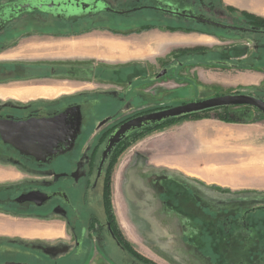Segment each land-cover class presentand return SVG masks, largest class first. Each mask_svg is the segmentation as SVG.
<instances>
[{
	"label": "rangeland",
	"instance_id": "rangeland-1",
	"mask_svg": "<svg viewBox=\"0 0 264 264\" xmlns=\"http://www.w3.org/2000/svg\"><path fill=\"white\" fill-rule=\"evenodd\" d=\"M190 1L193 6H204L207 7L209 11L225 12L229 14V11L225 8L226 6L222 4V0H188L187 3H183L181 0H169V3L172 7L177 9H189L192 11L194 9L190 7ZM192 12L193 14L197 13L196 10ZM180 25H182V27ZM192 27L193 26H186L185 28L183 24L169 19L157 21L154 26L149 25L147 28L143 26L140 27L145 28L144 31L147 32L142 33L143 30L138 32L140 35L136 36L134 40L150 36L154 34L153 32L158 31L170 34L189 35L193 41L182 47H175L173 45L170 54L165 58L163 57L156 61H141V67L149 68L148 74L150 77L159 72L163 66L171 68L172 65L180 63V69L175 73L176 70L171 68L164 79L153 85H144L141 82L143 74L140 73L138 76L140 80L133 84L130 83L131 86L135 87V92L128 96L126 103H122L120 99H117L116 104H110L102 110L97 106L93 108L95 110L92 112L89 110L90 105L84 106V113H89L90 120L86 126L87 129L84 134V142L81 144L78 157L76 156L77 159L72 161V165L75 167L71 168L70 172L74 173V176L79 177V174L86 171L88 159L92 150L95 146L100 144V151L95 160V163L98 162L102 150L107 143L106 134L108 130H111L112 126L117 125L125 118L144 113V111L147 110L150 111V109H160V107L163 108L164 106L178 107L184 104L229 95L235 92L232 89L229 90L228 87L236 82L235 78L240 76V74L233 71L234 69H222L215 66V63H205L201 54L195 51L198 47L205 48L206 56L210 59H215V56H211L210 53L215 52L218 46L226 47L225 44L228 42L226 45H229L231 40L236 36L232 34L227 35L218 30H211L204 27L202 28L206 31H201L203 29L196 30ZM90 28L93 29H87L86 32L82 34L77 30L72 33L71 36H64L62 34L47 35L46 32H44L46 34L27 33L26 37H24L19 44H16L17 46L13 42L11 46L14 47L15 45L16 48L18 47V51L11 55L9 59H11L14 64L19 62L26 63L29 68H32L31 73L28 72L27 75L31 76V78L23 79L26 77L24 76L19 80L20 74L13 73L12 83H0V87L11 84L12 89H15L21 86L46 84L69 88L68 92H71L69 95L35 100L38 101L37 104H42L43 102H55L53 104H59L54 109V112L62 111L74 102L86 100L85 98H93L95 101H98L100 96H106L107 98H109V96L110 98L114 96L117 98L119 96L123 98L125 91L129 88L128 84H126L129 82L127 79H130L129 74H124V79L115 81L112 75L106 74L105 71H103L106 68L105 66H107V72L111 70L114 65L129 64L127 59H122L119 52L111 51L106 55H101V53L98 54V56L97 54L90 55L86 58H53L50 56L43 59L37 57L36 54L41 55L45 51L51 52L55 50V48L57 52V48L60 47V45L57 44L49 46L48 48L33 46L28 48V50L26 48L29 44L42 42L53 44L59 42L60 38L75 39L78 35H86L85 37H89L90 39L91 37L94 39L101 37V42L100 40L94 41L100 42L99 44L105 43L106 46L114 44L117 40H127L121 38L124 33L120 34L116 30L113 29L112 31L110 28L100 24ZM130 33L132 32H129V34ZM134 40L129 39L128 41ZM217 41L224 44L218 45ZM20 44H22V46H20ZM192 47L196 48L193 50V53H189L188 51ZM26 51L28 57H24L26 54L20 57V53H25ZM218 54L221 55L220 53ZM225 56L227 55H224L221 59H230L227 58L229 56ZM94 62L105 66L101 67L100 70L97 69V71H94ZM76 65L82 66L81 68L83 69L75 70V67L78 68ZM36 66H40V69H38L40 71L38 73L35 71ZM72 68L74 69L72 70ZM236 70L242 73L248 69ZM42 74H46L47 77L45 80L41 81L42 78L38 76ZM176 74H178L180 78H177ZM123 80H126V83L123 82ZM76 85L79 87V90H70V86L74 88ZM1 98H6L7 100L0 99V111L8 110L17 114L23 108H28L30 106L26 104L29 101L16 98L10 99L7 97ZM2 104L10 108H2ZM119 104L122 105L120 110ZM230 110L232 114H235L236 107ZM209 116L212 118L184 120L181 123L164 127L161 130L152 131L141 138L127 141L122 147L124 150L115 155L112 163H109L106 168L107 172H111L112 191L110 195V204L113 214L115 215V224L118 226L117 229L121 232L123 238L133 245L139 261L145 264H157V262L148 257L147 252H145V247H148L150 244L146 243V246L143 247L141 244L137 245L133 241L135 233L132 228V215L130 209L126 211L125 206H123V199H126V197L127 199L131 198L132 189L136 188H148L158 196L160 195L159 198L165 205L167 212L179 216L176 220H179V225L181 227L179 229L182 231L184 237L178 242H173V246H176L173 253H161L159 250L154 249L157 255L154 254L155 256L153 257H156L158 262H162L158 264H197L196 260L191 259L195 257H197L195 259L201 258V264H226L228 260L232 264H264V211H259L264 208V201L261 200L252 205L247 203L241 204L237 198H233L232 195L229 197L220 194L221 200L223 199V201H221L223 207H220V211L217 213V207H215V190L201 187L200 184L195 182H189L179 173L163 170L153 163L157 162V160L148 152V145L153 142L154 138L163 136L164 133L173 131L190 122L215 120L213 119L215 116L214 112H211ZM239 119L244 122L246 118ZM240 121L237 120V122ZM1 148L2 146H0V190L11 188L10 193L12 195H17L21 192L18 182L21 177L27 176L28 172L18 166L19 162L14 156V153L1 152ZM95 169L96 165L93 167L91 183L94 182L95 179ZM145 181L152 183L146 184ZM132 183H134V185H132ZM102 184L103 182H101L96 190L89 192L87 203L84 206L86 211L85 215L92 212L98 217H101V215L104 216L101 203ZM32 186L33 185H24L22 188L25 189ZM130 203L131 202H128L129 206ZM240 206L244 208L242 209L244 211L240 209ZM255 210L256 212L258 211V213H253L249 217V220L253 223L252 228H250L247 219L248 215L244 214V212H254ZM182 212L187 214L186 218L182 215ZM21 222H24V224L29 222L48 224L60 223L62 226L66 225V228H37L31 231H25V229L21 230L22 228H7L10 226V223L12 224L10 227H13L14 223ZM232 228L244 229V232L237 230L240 239H234V235L228 234ZM76 229L79 235H81L80 228ZM35 230H46L50 235L48 233H36ZM180 230L178 231L180 232ZM247 230L249 231L248 234H246ZM235 232L236 230H234V234ZM51 235H53V237H45ZM32 236L42 237L36 239L32 238ZM74 236L73 230L69 227L67 218L63 214L59 215L55 213L47 216H20L0 208V264H64L65 260L73 253L76 246V238L80 237L75 236L74 238ZM243 236L245 238L250 236V239L246 241ZM135 239L138 241L137 238ZM227 240L231 241L230 246L233 248H229V246L226 245L228 243ZM98 245V241L92 238L90 251L95 261L92 260L93 262L91 261L89 264H104L100 262L102 261L100 259L102 254L100 252L103 251L100 247H97ZM9 246H11L13 250H10ZM20 246H22V248H20ZM104 246L105 252L106 249L108 250L111 247H115L110 239L104 240ZM190 248L191 251L193 250L192 253L194 257L187 256V251H189ZM116 251L119 255L129 257L126 252H121L118 248H116ZM159 258L162 260H159ZM85 262L86 260L81 264H85Z\"/></svg>",
	"mask_w": 264,
	"mask_h": 264
},
{
	"label": "flooded vegetation",
	"instance_id": "flooded-vegetation-1",
	"mask_svg": "<svg viewBox=\"0 0 264 264\" xmlns=\"http://www.w3.org/2000/svg\"><path fill=\"white\" fill-rule=\"evenodd\" d=\"M181 1H183V3L188 2V0ZM88 3L89 5L92 4L96 9L92 14L88 15L87 13V15L84 14L81 17L70 18L55 16V11L58 9L71 8L76 5L80 7H86V4ZM190 4V7L194 9L192 11L196 10L197 13L193 14V12L189 9L183 10L172 7L169 3V0H0V83H12L13 73L20 74L19 80H21L24 76L26 77L23 79L31 78V76L27 75L28 72L31 73L32 68H29L26 63L24 64L19 62L14 64L12 63L11 59H9L11 55L15 54L18 51V47L16 48V44H19L20 41H22L24 37H26L27 33H47V35L62 34L64 36H71V34L77 30H79L81 32L80 34H82L85 33L87 29H93L90 27L100 24L110 28V30L112 31L114 29L120 34L124 33L125 36L122 35V39L134 40L136 36L140 35V33L138 32L142 30V33L147 32L144 31L145 28H140L141 26L146 28L149 25L154 26L157 21H162L164 19L174 20L179 23L181 22L183 24V27L185 28L186 26H193L192 28L196 30L203 29L201 31H206L204 30V28H208L211 30H218L227 35L232 34L236 36L235 38H233V40L235 41L231 40L229 45H226L228 42L225 44L226 47L218 46L216 48L217 50L213 52L215 54L210 53L211 56H215V59H210L208 58V56H206L207 54L205 53V48L195 47L197 49L195 52L200 53L202 58L204 59V62L207 64L215 63V66H218L222 69H234L233 71H237L236 69H238L239 71L248 69L247 71H249L252 68H264V31L262 29H259L257 26H252L249 24L244 15V13H249L226 6L225 8H227V10L229 11V14H226L225 12L220 13L218 11H209L208 8L204 6H193L191 1ZM197 18H203L213 21L217 23V25L202 22ZM179 19L183 20L179 21ZM227 27H230V29ZM129 32L132 33L129 34ZM85 36L86 35H78L77 38ZM13 42L16 45H14V47L11 46ZM242 45L245 46V49L235 50V46L241 47ZM20 46H22V44H20ZM250 46H252L253 48L252 52L250 51ZM195 48L192 47L188 52L193 53V50ZM218 53H220L222 57ZM240 53H243L244 55H236ZM260 54L262 58L261 60H258ZM224 55L229 56L225 57L230 59H227L228 61L222 60L221 58H223ZM127 62H129V64L114 65L112 66V69L108 70L107 72V66L105 65H100L99 63L94 62L95 64L93 66L94 71H97V69L100 70L101 67L105 66L106 68L103 71H105L106 74L112 75L115 81L124 79V74H129L130 79H127L129 80V82L126 83V80H123V82H125L129 86V88L125 91L123 98H120L119 96L117 98H115V96L112 98H110V96L109 98H107L106 96H100L98 101H95L93 98H85L86 100L74 102L67 106L64 110L58 112H54L55 108L48 107L55 102H43L41 104L42 106L38 109L29 107L23 108L17 114H14L8 110L0 111L1 120H13L19 122L27 121L32 118H53L56 115L65 112L69 108L81 106L83 123L81 126V134L76 139L74 148L71 151H66V153L64 154L58 153L56 155L49 156L43 162H38L33 157L21 155L14 147L9 144H5L0 135V146H2L1 152L14 153V156L19 162L18 166L28 172V175L25 177H21L18 182V186L21 192L17 195H12L10 193L11 188L0 190V208L4 209L7 212L14 213L20 216H47L49 214L55 213L59 215L63 214L67 218L69 227L73 230V234L75 236H80L76 238V246L73 250V253L68 259L65 260L64 264H81L85 260V264H89L92 260L95 261V258H93L90 251L92 238L98 241L99 245L97 247H100L104 252H100L102 254L100 258L102 261L100 262L102 263L109 262L110 264H145L144 262L139 261L138 257L134 254L136 253V251L133 245H131L130 242H127V240L124 239L121 235V232L117 229L118 226L115 224V215L113 214V210L112 213L108 212L104 199L103 188L107 174V163L109 159H107L100 176H98V167L101 161L102 154L113 131L124 122L139 115L148 113L149 110L144 111V113L141 114L139 113L137 115L127 117L117 125L112 126L111 130H108V133L106 134L107 140H105L107 141V143L105 145V148L102 150L98 162L95 163V160L100 151V144L98 146H95V148L92 150L88 159L87 169L86 171H83L84 173L79 174L80 176L76 177L74 176V173L70 172L71 168L75 167H73L72 161H74V159H77L78 157L81 144L82 142H84V134L85 130L87 129L86 126L88 124V121L90 120L89 113H84V106L90 105L89 110L90 112H92L93 110H95L93 109L94 107L99 106L101 108L100 110H102L110 104H116L117 99H120L122 103H126V101L128 100V96L135 92V87L131 86L130 83L133 84L134 82L139 81L140 79L138 78V76L140 73L143 74L141 82L144 85H153L154 83H158L162 79H164L171 68H174L176 70L175 73L180 69V63L172 65L171 68L163 66L159 72L150 77L148 74L149 68L141 67L140 64L131 60ZM39 67L40 66H36V73L40 71L38 70L40 69ZM81 67L82 66H78V68L75 67V70L83 69ZM73 69L74 68H72V70ZM163 71H167L166 75L163 78L157 80V76ZM38 77L42 78V81L45 80L47 76L46 74H42ZM176 77L180 78L178 74H176ZM5 88H12L11 84L7 86L3 85L2 87H0V89ZM232 94L250 95L264 101V94L243 92L240 93L238 91H235ZM0 99L7 100L6 98L1 97ZM37 102L38 101H29L26 104L31 105ZM121 106L122 105L119 104V110L121 109ZM1 107L5 109L10 108L9 106H5L3 104ZM238 108L254 110L264 118V114L253 107H236V109ZM151 110L154 109H150V111ZM233 115L236 120H240L239 118L244 119V117H240L239 114L235 113ZM72 122L74 123V118L69 117L66 121V124L70 125ZM68 143V139L63 143H60L57 150H67L69 146ZM95 165V179L94 182L91 183V177L93 176V167ZM101 182H103L101 191V203L103 206L104 216L101 215V217H98L92 212H89L85 215L86 211L84 209V206L87 203L89 192L96 190ZM24 185L33 186L24 189L22 188ZM32 192L46 194L48 196H51V199L45 201L40 205L36 202L18 201L22 196L28 195ZM259 211H264V208ZM253 213H258V211L256 212L255 210L254 212H244V214L248 215L247 219L250 228H252L253 223L249 220V217ZM10 226H12L11 223ZM10 226L7 228H66V225L62 226L60 223L48 224L41 222H29L27 224L21 222L14 223L13 227ZM76 228H80L81 235H79ZM234 230H236L235 234ZM237 230L244 232L243 228H232L228 234L234 235V239H240L239 232ZM248 233L249 231L247 230L246 234ZM105 239L112 240L115 246L109 248L108 250L106 249V252L104 246ZM248 239H250V236H247L244 240L247 241ZM227 242L228 243L226 245L229 246V248H233L232 246H230L231 241L227 240ZM9 247L10 250H13L11 246ZM20 248H22V246H20ZM116 248L120 249L121 252H126L129 257L119 255L116 251ZM226 264L232 263H230V261L228 260L226 261Z\"/></svg>",
	"mask_w": 264,
	"mask_h": 264
},
{
	"label": "crops",
	"instance_id": "crops-1",
	"mask_svg": "<svg viewBox=\"0 0 264 264\" xmlns=\"http://www.w3.org/2000/svg\"><path fill=\"white\" fill-rule=\"evenodd\" d=\"M222 2L225 6L264 18V0H222ZM153 33L134 41L117 40L114 44L107 46L105 43L99 44L101 37L95 39L80 37L59 39V42L53 44L48 42L29 44L26 48L28 50L33 46L48 48L60 45L57 52L55 48L51 52L45 51L41 55L36 54L37 57L43 59L50 56L53 58H86L90 55L97 54L98 56L101 53V55H106L111 51H117L122 59L141 64V61H156L165 58L170 54L173 45L182 47L193 41L189 36L183 34L158 31ZM94 40H100V42ZM217 43L221 45V42L217 41ZM238 49H245V46H235V50ZM250 51H253L252 46H250ZM24 54H26L24 57L27 58V51L21 52L20 57ZM261 58L260 54L258 60ZM235 72L240 76L235 78L236 82L228 87L229 90L264 94V68H252L242 73ZM68 89L51 85L21 86L15 89H0V97L35 101L69 95L71 92H68ZM70 90L77 91L79 87L77 85L74 88L70 86ZM235 113L245 117L244 122L240 120L237 123H225L217 120L190 122L164 133L163 136L154 138L147 148L148 152L157 160V162L151 161L156 166L167 172L179 173L189 182L198 183L201 187L215 190L217 213L220 211L219 208L223 207L221 204L223 199L221 200L220 194L229 197L232 195L241 204L252 205L258 201H264V118L256 111L245 108H238ZM145 183L151 184L152 182L145 181ZM132 190L131 198L123 199V206L126 211L130 209L132 215V228L135 233L133 241L143 247L146 246V243L150 244L145 247L147 256L157 263H162L153 257L154 254L157 255L154 249L161 253H173L176 249L173 242H178L184 237L179 229L181 228L179 220H176L179 216L168 213L159 198L160 195L158 196L148 188ZM128 202H131L130 206ZM241 207L240 209H244ZM182 213L186 218L187 214ZM31 230L34 229L25 228V231ZM35 232L48 233L46 230H35ZM48 234L50 235V233ZM41 237L32 236L36 239ZM45 237H53V235ZM192 251L191 248L187 251L188 257L193 256ZM195 258L191 259L196 260L197 264H201V258ZM159 260L162 259L159 258ZM104 264L110 263L105 262Z\"/></svg>",
	"mask_w": 264,
	"mask_h": 264
},
{
	"label": "water",
	"instance_id": "water-1",
	"mask_svg": "<svg viewBox=\"0 0 264 264\" xmlns=\"http://www.w3.org/2000/svg\"><path fill=\"white\" fill-rule=\"evenodd\" d=\"M87 6L80 7L78 5L71 8H61L55 11V16L59 17H81L88 13L95 12V7L89 3ZM198 20L212 25L217 23L197 18ZM223 27V26H221ZM230 29V27H227ZM167 71H163L157 76V80L163 78ZM250 106L264 114V101L250 95H223L210 98L203 101H197L189 104H184L178 107H168L151 111L137 117H134L123 124L111 134L106 148L102 154L101 161L98 167V176L101 175L103 167L112 154L113 150L132 132L140 130L146 126L159 124L165 121L180 119L187 116L200 114L204 112L215 111L223 108ZM74 118V123L66 124L67 119ZM83 123V115L81 106L72 107L65 112L56 115L53 118H32L27 121H13L0 119V135L5 144L14 147L21 155L33 157L38 162H43L47 157L64 154L66 151H71L75 146V141L81 134V126ZM69 140L68 149L58 151L60 143ZM51 199V196L32 192L22 196L19 202H36L42 204ZM38 201V202H37Z\"/></svg>",
	"mask_w": 264,
	"mask_h": 264
},
{
	"label": "trees",
	"instance_id": "trees-1",
	"mask_svg": "<svg viewBox=\"0 0 264 264\" xmlns=\"http://www.w3.org/2000/svg\"><path fill=\"white\" fill-rule=\"evenodd\" d=\"M244 15H245V17L248 20V22H249L250 25L257 26L259 29H262L264 31V18L255 16V15H252V14H246V13H244ZM182 20L183 19H179V21H182ZM180 24H182V23L180 22ZM41 106H42L41 104H37L36 103V104H31L29 106V108L38 109ZM57 106H58V104H51L48 107L49 108H56ZM164 108H168V107H163V108H160V109H164ZM231 108H233V107L218 109V110H215V111L204 112V113H200V114H195V115L187 116V117L180 118V119L169 120V121H165V122H162V123H159V124H154V125L146 126V127L142 128L140 130H136V131L130 133L113 150L112 154L109 156L110 158H108L109 161L107 163V166L109 165V163H112L115 155H117L119 152H122L124 150V148L122 149V147L124 146V144L127 141H130L131 139L141 138L142 136H144V135H146V134H148V133H150L152 131L161 130L164 127H169V126L175 125L177 123H181L184 120L198 119V118H212L211 116H209V114L211 112H214L215 113V116L213 117V119H215V120H219V121L226 122V123H237V120L233 117V114L231 113V110H230ZM155 110H159V109H154V110H151V111H155ZM151 111H149V112H151ZM111 180H112V178H111V172L109 171L106 174V179H105V182H104L103 193H104V199H105V202H106V206H107L108 212H111L112 213V206L110 204V195H111V191H112V181ZM134 254L137 256V253H134Z\"/></svg>",
	"mask_w": 264,
	"mask_h": 264
}]
</instances>
